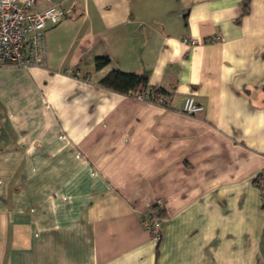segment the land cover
<instances>
[{
  "label": "crops",
  "instance_id": "obj_1",
  "mask_svg": "<svg viewBox=\"0 0 264 264\" xmlns=\"http://www.w3.org/2000/svg\"><path fill=\"white\" fill-rule=\"evenodd\" d=\"M242 1H37L65 19L43 66L0 68V264H264V0L237 24ZM114 69L166 105L100 87Z\"/></svg>",
  "mask_w": 264,
  "mask_h": 264
},
{
  "label": "built area",
  "instance_id": "obj_2",
  "mask_svg": "<svg viewBox=\"0 0 264 264\" xmlns=\"http://www.w3.org/2000/svg\"><path fill=\"white\" fill-rule=\"evenodd\" d=\"M38 0H0V68L20 67L25 70L43 66L45 57V34L49 27L58 25L65 19V11L59 4L49 5L43 11H36ZM219 35L209 39L210 43L220 41ZM205 43L197 39H183L181 44L193 49ZM131 96L137 101H145L165 106L167 98L153 95L149 90L138 89ZM204 108L192 97L184 100L181 112L187 116L202 113ZM260 194L261 211L264 215V171L255 179ZM160 221L147 215L144 225L152 240L161 238Z\"/></svg>",
  "mask_w": 264,
  "mask_h": 264
},
{
  "label": "trees",
  "instance_id": "obj_3",
  "mask_svg": "<svg viewBox=\"0 0 264 264\" xmlns=\"http://www.w3.org/2000/svg\"><path fill=\"white\" fill-rule=\"evenodd\" d=\"M250 0H243L241 3V14L239 18L235 21L237 24L240 20L249 13ZM110 63L109 58L99 57L94 61L95 70L99 71L104 67L108 66ZM98 85L109 91L120 95H131L138 89L149 90V93L153 95H161L169 98L168 94L161 88L149 87L147 84V78L144 75H138L135 73H124L119 70H112L106 76L98 81ZM149 217H155L159 221L165 217V211L159 204H155L150 207Z\"/></svg>",
  "mask_w": 264,
  "mask_h": 264
}]
</instances>
